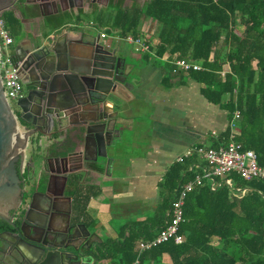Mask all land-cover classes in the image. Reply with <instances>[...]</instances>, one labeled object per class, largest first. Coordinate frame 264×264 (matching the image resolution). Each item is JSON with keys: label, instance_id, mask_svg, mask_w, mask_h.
Masks as SVG:
<instances>
[{"label": "trees", "instance_id": "trees-1", "mask_svg": "<svg viewBox=\"0 0 264 264\" xmlns=\"http://www.w3.org/2000/svg\"><path fill=\"white\" fill-rule=\"evenodd\" d=\"M122 2L116 0L114 17L104 30L116 29L123 39L142 38L140 17L155 20L158 41L150 50L163 68L162 84L172 86L175 75L182 83L193 80L209 102L228 112L229 122L239 111L234 140L264 163V0H146L142 7L129 8ZM175 58L197 61L201 69L172 74ZM230 132L229 126L224 139L212 147L227 141ZM202 167L205 163L194 156L174 162L160 181V200L152 214L125 223L117 238L103 239L98 259L103 264H131L137 242L152 239L164 226L178 187ZM224 177L231 179V186ZM224 177H213L214 189L204 178L186 194L179 229L184 240L170 239L141 251L137 264H264V179L246 180L235 172ZM236 188L246 190L237 197ZM90 194L84 197L83 210ZM92 194L97 196L99 190Z\"/></svg>", "mask_w": 264, "mask_h": 264}, {"label": "crops", "instance_id": "crops-1", "mask_svg": "<svg viewBox=\"0 0 264 264\" xmlns=\"http://www.w3.org/2000/svg\"><path fill=\"white\" fill-rule=\"evenodd\" d=\"M24 1L20 0L14 10L5 8L0 11L13 37L11 48L16 56L29 46V41L49 36L56 46L70 48L79 67L90 49L89 43L95 36L105 33L103 43L130 64L131 77L136 78L137 97L130 98L126 94L128 100L120 109L119 121L123 124L125 136L120 148H109L110 161L106 172L103 168L93 169L96 166L94 159L101 158L89 138L87 142L82 138L77 147L85 160V172L78 176L82 180L81 188L85 195L91 193L86 205L87 218L96 228L99 241L106 237L117 238L121 227L134 221L128 217L141 220L152 214L160 200V181L179 156L188 149L212 146L215 141L224 139L230 126L228 112L209 102L200 92L201 85L193 80L182 83L175 75L170 79L172 86L162 84L163 68L150 50V46L158 41L159 29L152 18L140 17L141 39L149 41L146 42L148 49L140 51L135 44L120 38L116 29L112 31L114 39L128 46H118L107 40L110 32L103 27L112 22L116 0L109 5V0H76L77 6H82L73 11L58 8L57 13L54 7L42 11L39 7L42 0H28L32 3L29 6L23 5ZM145 2L123 0L122 6L142 7ZM96 115L92 108L72 113L67 127L71 131L79 119L93 120ZM194 157L200 163L204 162L199 156ZM95 190H99L97 196L92 194ZM119 218L123 222L116 225L114 220Z\"/></svg>", "mask_w": 264, "mask_h": 264}, {"label": "water", "instance_id": "water-1", "mask_svg": "<svg viewBox=\"0 0 264 264\" xmlns=\"http://www.w3.org/2000/svg\"><path fill=\"white\" fill-rule=\"evenodd\" d=\"M44 1L56 8V13L58 8L61 11H73L79 6L76 0L41 2ZM31 4L28 0L23 2L25 6ZM9 6L0 7V10ZM89 44L90 49L78 67L77 59L70 48H58L49 36L29 41V46L21 54H17L19 70L27 77L24 82L28 89L16 102V106L23 113L28 111L34 115L33 124H49V134L64 133L68 129L67 120L70 114L94 109L96 118L79 119L71 133H68V146L63 149L59 146L58 150L70 149V155H74L81 139L84 138L87 142L89 138L91 146L101 158L94 159L96 166L93 169L103 168L106 172L110 161L109 148H120L119 144L125 136L123 124L119 121L120 109L128 100L126 94L130 98L137 97L135 88L138 85L136 78L131 77L130 64L125 63L124 58L104 45L99 35ZM108 63L112 70L105 72L104 66ZM53 127L54 130L51 131ZM32 134L28 127L21 128L18 125L4 96L0 77V218L5 220L7 210L17 205L21 195L22 178L15 165L20 158L23 161ZM24 247L28 249L25 245ZM23 254L29 264H60L53 262L49 253L36 256L35 261L28 252Z\"/></svg>", "mask_w": 264, "mask_h": 264}, {"label": "flooded vegetation", "instance_id": "flooded-vegetation-1", "mask_svg": "<svg viewBox=\"0 0 264 264\" xmlns=\"http://www.w3.org/2000/svg\"><path fill=\"white\" fill-rule=\"evenodd\" d=\"M8 4L14 10L20 0H0V7ZM51 7L44 1L40 9ZM109 64L104 66L105 72L112 70ZM19 69L24 96L28 89L24 82L27 77ZM9 106L18 125L28 127L33 134L23 161L20 158L15 165L22 178L18 203L7 210L6 220L0 218V264H29L24 252L34 257L33 261L36 256L49 253L55 263L99 264L101 241L96 228L88 221L86 208L83 210L85 193L78 178L83 173L85 160L78 150L74 155H70V149L58 150L59 146L62 149L68 146L69 128L64 133L49 134V124H33L34 115L28 111L23 113L18 106L17 110L14 105Z\"/></svg>", "mask_w": 264, "mask_h": 264}, {"label": "built area", "instance_id": "built-area-1", "mask_svg": "<svg viewBox=\"0 0 264 264\" xmlns=\"http://www.w3.org/2000/svg\"><path fill=\"white\" fill-rule=\"evenodd\" d=\"M105 37V33H101ZM125 40L135 44L137 50L145 51L148 44L144 43L140 37L128 36ZM13 37L10 34L4 19L0 15V77L3 93L9 105H14L23 96L22 84L18 76L20 61L15 57L11 48ZM172 72L200 70L201 65L197 61L184 58H175L173 61ZM239 118V111L234 112L230 122L231 132L229 139L218 147L198 146L188 149L177 158L181 162L186 157L197 155L204 161L206 167L196 174L193 179L184 181L177 189L176 196L170 203L168 219L157 234L149 240H139L136 244L137 257L131 264H137L138 256L141 251L156 246L170 239L175 243H181L184 235L179 232L180 223L183 221V204L186 194L195 186L202 184L204 178L210 180V188H215L214 176L224 177L227 173L235 172L243 179L252 178L264 179V163H259L256 153L252 149H244L241 143L234 140L237 133L234 122ZM224 182L231 186V179L224 177ZM245 188H236L233 193L235 196H242Z\"/></svg>", "mask_w": 264, "mask_h": 264}, {"label": "rangeland", "instance_id": "rangeland-1", "mask_svg": "<svg viewBox=\"0 0 264 264\" xmlns=\"http://www.w3.org/2000/svg\"><path fill=\"white\" fill-rule=\"evenodd\" d=\"M104 13H107V9H104ZM242 30V26H240L239 27V30L238 31H241ZM107 40L109 41V42H112L113 44H118V46H128L127 45V43H125V42H123V41H121V40H119V41H116L115 39H114V33L112 32V31H110V33L108 34V37H107ZM130 47V46H129ZM131 48V47H130ZM14 108L17 110V106H16V104H14ZM129 219H131V220H135V218H137V217H134V218H132V217H128ZM123 222V219L122 218H119V219H115L114 220V223L116 224V225H118V224H121ZM100 264H103L102 262L100 263Z\"/></svg>", "mask_w": 264, "mask_h": 264}]
</instances>
